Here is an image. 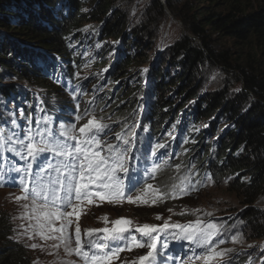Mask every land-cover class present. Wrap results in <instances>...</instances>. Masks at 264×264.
Here are the masks:
<instances>
[{
    "label": "trees",
    "instance_id": "trees-1",
    "mask_svg": "<svg viewBox=\"0 0 264 264\" xmlns=\"http://www.w3.org/2000/svg\"><path fill=\"white\" fill-rule=\"evenodd\" d=\"M150 2L158 14L169 9L185 37L148 69L155 30L150 19L127 21L128 0H0V161L11 147L20 150L17 137L29 128L35 133L37 121L45 127V117L54 133L61 123L93 118L109 126L104 141L131 149L138 186L167 194L156 209H134L138 218L224 183L240 207L226 222L238 225L232 233L217 220L221 237L226 244L240 234L264 240V0ZM211 66L239 90L206 95L200 77ZM117 133L131 143L123 145ZM154 164L163 167L153 178L145 169ZM6 168L11 173L14 166L8 161ZM1 177L0 188L10 185ZM182 178L185 192L173 188ZM167 242L173 244L171 236ZM237 261L251 264L248 257ZM0 264H33L1 208Z\"/></svg>",
    "mask_w": 264,
    "mask_h": 264
},
{
    "label": "snow or ice",
    "instance_id": "snow-or-ice-1",
    "mask_svg": "<svg viewBox=\"0 0 264 264\" xmlns=\"http://www.w3.org/2000/svg\"><path fill=\"white\" fill-rule=\"evenodd\" d=\"M77 109H79V105H77ZM88 115L86 110L84 115H76L75 120L78 122ZM49 122V118L45 117L43 121L45 127L41 129V122L37 121L38 130L35 133L29 128L23 139L17 137L15 143L20 145V150L15 147L9 149L21 159L31 161L23 169L25 177L32 176L33 178L31 187L29 188V185L25 183V178H21L20 183L26 195L17 199L31 197L36 223L30 227L36 230V234L45 239L59 240L64 245L66 253L77 256L82 264H110L111 259L125 247L131 250L130 246L148 249L146 255L139 257L140 264H158L159 249L169 247L168 236H171L173 240L188 241L194 245L192 252L195 260H201L203 264H212L216 258L225 255L224 251L216 250L218 244H213V239L219 235L220 226L211 222L205 223L199 219L194 224L190 222L187 225L169 223V220H165L160 226L150 224L136 226L134 231L140 234V239H137L129 227L132 221L125 218L112 222L111 229L106 227L86 230L88 239L84 242H81V229L77 226L75 230L76 247L72 248L70 246L72 237L68 234L67 229L72 223L70 217L73 213L67 209L75 210L78 205L74 202L83 203L87 200L88 203H92L93 197H100L101 199L107 198L111 203L127 199L129 203L156 204L157 200L162 201L167 194L158 188L153 189L151 184H147L145 191L152 189L158 196L149 201L143 194L136 195L135 198L131 195L139 184L135 174H131L132 167L129 163L133 159L129 155L131 149L123 147L121 144L107 143L102 139L109 128L107 124L95 119H88L87 123L77 129L75 123L69 125L61 123L59 131L54 133L46 127ZM115 138L122 141L123 145L131 143L123 133H117ZM159 147L164 146L159 145ZM155 154L154 150L152 155L155 156ZM48 156L56 158L57 163L52 164L49 161L47 166L41 164L39 170L32 173L33 162L40 160L41 157L47 160ZM165 163L167 162L165 161ZM162 167V164H154L150 171L145 169V173L154 178ZM14 170L21 171L19 168ZM52 172L55 175H52ZM41 173L49 174L47 181ZM185 179L187 178H182L181 184L173 185V188H179L181 192H185L187 190V186L184 184ZM90 185H95V188H91ZM195 211L198 212L199 209ZM180 214L184 215L185 213L181 212ZM205 215L211 216L212 213L208 212ZM103 219L107 221V217H103ZM156 219L159 220L161 217L157 216ZM57 221H60L59 227L55 226ZM45 231L59 233V235L46 236ZM97 232L105 234L102 240L92 239ZM125 233L127 235H123ZM161 233L164 234L162 243ZM125 241L128 243H124ZM114 243L122 246H113ZM31 247L36 248L37 245L33 244ZM54 247H59V245H54ZM196 249H200L199 255L196 254ZM168 259L171 260L173 257L169 256ZM187 264H194L192 257H188Z\"/></svg>",
    "mask_w": 264,
    "mask_h": 264
},
{
    "label": "rangeland",
    "instance_id": "rangeland-1",
    "mask_svg": "<svg viewBox=\"0 0 264 264\" xmlns=\"http://www.w3.org/2000/svg\"><path fill=\"white\" fill-rule=\"evenodd\" d=\"M150 0H128V5L123 6L125 10V17L127 21L135 26L136 24L147 23V19L151 20L150 23L153 25L155 30V36L153 41L151 40V47L147 51V56L149 60V65L146 66L148 69L156 63L160 55H165V53L171 49V47L185 37V32L183 26L180 24V21L175 19L174 15L166 8V13L158 14L157 12L152 11V2ZM224 40H222L223 42ZM227 42H223V45ZM160 54V55H159ZM227 75L224 74L223 70L217 66L206 67L203 70V75L201 78L203 92L207 94H213L218 91L220 88L224 89L229 88L231 92H236L239 90L240 86L231 81L226 82ZM146 77H148L146 75ZM145 77V79H146ZM229 85V86H228ZM225 88V89H226ZM93 119V118H90ZM88 120L82 121L80 126H76L77 129L82 127ZM10 156H15L11 151ZM5 153V152H4ZM13 154V155H11ZM53 160V162H51ZM52 164L57 163V159L51 156H48L47 160L44 157H41L40 160L33 162V168L31 171L33 173L37 172L40 165L44 164L47 166L48 162ZM21 161L18 162L20 165ZM28 162H31L28 160ZM47 162V163H46ZM23 174L24 171L22 169ZM44 176L45 181L48 180V173H41ZM55 175L54 172L51 173ZM19 177V176H18ZM20 178V179H19ZM18 178V185L14 188L8 186L0 188V208L8 212L14 223V236L18 241L26 244L32 252L33 264H82L80 259L75 255H68L65 251V247L59 240L55 239H45L40 235L36 234V230L30 225H35L36 221L34 219L33 213V202L31 197L28 199H17L18 197L25 196L23 191V186L20 181L21 178H25V183L29 185V188L32 184V176H22ZM223 184V185H222ZM220 186L208 185V187L201 193H197L190 197L186 204L179 207L173 203L174 208H169L166 211H154L150 214L148 219L141 220L136 215H134V209H156L160 200H157L156 204H143V203H129L127 199H123L118 203H111L107 198L101 199L100 197H93V202L88 203L85 200L83 203L74 202L78 206L75 210L73 208H68L67 211L72 212L73 215L70 217L72 223L68 227L67 232L72 237V248L76 247L75 244V230L79 226L81 229V242H84L88 239L86 235V230L88 229H104L113 227L114 221L125 218L132 221V224L129 226L133 230V234L136 235L137 239H140V234L135 233L134 229L136 226L150 224V225H163L165 220H169V223H178L181 225H187L190 222L195 223L197 219L202 216L206 220H200L202 222L214 223L217 225V220L224 226V229L228 233H232L231 229H237L238 225H231L226 223L230 220L229 215L237 213L239 209V202L235 199L234 196L226 192L224 183ZM91 188H95V185H90ZM146 188V187H145ZM144 189L137 188L138 192L133 193V197L136 195L143 194L145 199L151 201V199L158 196L157 193H154L152 189L145 191ZM153 189H155L153 187ZM135 191V192H136ZM192 200V201H191ZM261 207H264V199L259 202ZM27 206V207H26ZM199 209V211H195ZM185 213L181 215L180 213ZM211 212V216L205 215V213ZM157 216H160L161 219H156ZM107 217V221L103 219ZM170 218V219H169ZM60 221H57L55 226L59 227ZM223 230L220 229L219 235L213 239V244H218L217 251H224L225 255L223 257L216 258L212 264H238V259L240 257H248L251 264H263L264 261V240H253L252 238L247 237L245 234H240L235 236L233 240L226 244V241L221 234ZM45 235H59V233H51L45 231ZM127 235V233L123 234ZM161 235V234H160ZM105 236L102 232H97L93 235L92 239H103ZM31 237V238H29ZM223 241L222 243H218ZM163 240L161 239V243ZM112 243V242H110ZM124 243H128L125 241ZM37 245L36 248H32L31 245ZM183 245H180L178 249H174L171 254L165 251L163 248L159 249L158 264H187L188 257H192L194 264H203L201 260H195L193 252L188 253L182 251V248L190 245L188 241H182ZM54 245H59V247H54ZM113 246H122L119 244H113ZM129 248L125 247L123 251H120L113 257L110 261V264H140L139 257L147 254V248H137L135 246H130ZM159 247V244H158ZM228 248V249H227ZM230 250V251H228ZM184 252V253H183ZM181 253L182 257H181ZM197 255L200 254L196 252ZM171 256L173 259L169 260L168 257Z\"/></svg>",
    "mask_w": 264,
    "mask_h": 264
},
{
    "label": "clouds",
    "instance_id": "clouds-1",
    "mask_svg": "<svg viewBox=\"0 0 264 264\" xmlns=\"http://www.w3.org/2000/svg\"><path fill=\"white\" fill-rule=\"evenodd\" d=\"M20 161V160H19ZM21 163V162H20ZM22 164V163H21ZM20 164V165H21ZM6 163L2 160V161H0V176H2L1 177V179L2 180H4V182H5V184L7 185V184H10V185H8V188L9 187H11V188H14L16 185H18V183H17V181H18V178L19 177H16V178H13V181L12 182H6L5 181V173H7L8 175H12L13 173H14V168H13V170L11 171V173H9V171L7 170V168H6ZM14 166V165H13ZM16 166V165H15ZM14 166V167H15ZM15 168H20V167H15ZM21 168H23V167H21ZM11 184H12V186H11Z\"/></svg>",
    "mask_w": 264,
    "mask_h": 264
},
{
    "label": "bare ground",
    "instance_id": "bare-ground-1",
    "mask_svg": "<svg viewBox=\"0 0 264 264\" xmlns=\"http://www.w3.org/2000/svg\"><path fill=\"white\" fill-rule=\"evenodd\" d=\"M21 167H23V168L25 169V168L27 167V165H23V166H21ZM10 179H11V177H10ZM146 185H147V184L142 183L140 186H138V187H136V188L144 189V188L146 187ZM153 187H154V186H153ZM133 193H136V194H137L138 192H137V191H136V192L133 191V192L131 193V195H133ZM127 194H128V193L126 192V195H127ZM161 239L164 240L162 237H161Z\"/></svg>",
    "mask_w": 264,
    "mask_h": 264
}]
</instances>
